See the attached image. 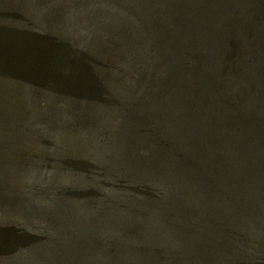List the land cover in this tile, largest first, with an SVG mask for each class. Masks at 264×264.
<instances>
[{
	"label": "rangeland",
	"instance_id": "obj_1",
	"mask_svg": "<svg viewBox=\"0 0 264 264\" xmlns=\"http://www.w3.org/2000/svg\"><path fill=\"white\" fill-rule=\"evenodd\" d=\"M131 11L0 0V264H264V5L181 55Z\"/></svg>",
	"mask_w": 264,
	"mask_h": 264
},
{
	"label": "trees",
	"instance_id": "obj_2",
	"mask_svg": "<svg viewBox=\"0 0 264 264\" xmlns=\"http://www.w3.org/2000/svg\"><path fill=\"white\" fill-rule=\"evenodd\" d=\"M105 1V5L110 8H117L118 10L124 9L127 11L134 10L133 13L139 14L146 20V23L142 24L140 20L139 24H142L141 33L145 34L147 38L155 35L154 30L160 28L164 35L169 39H173L174 42L180 46L179 54L181 55L185 47H194L198 52L207 51L210 30L209 27L224 17L221 9L225 8L226 0H101ZM243 9L247 10L248 20L254 15L257 8L264 5V0H241ZM132 12V11H131ZM130 17V16H129ZM163 17V18H162ZM162 22V24H160ZM127 31L119 32V34H125ZM223 31L214 36L219 42L223 39ZM179 48V47H178ZM5 57L12 55L6 48ZM33 51V49H32ZM30 52V51H28ZM179 55V57H180ZM24 59V57H23ZM29 62L31 66L36 64V60H33L31 56ZM40 67H42L41 57L37 60ZM178 68L182 69L183 64L181 60ZM83 75L76 76L75 86H69L71 91H75L78 94L84 92L89 98H92L94 93L97 92L96 84L91 86L83 85ZM204 83H200L203 86ZM203 89V88H202ZM84 90V91H83ZM259 103V104H258ZM257 104L262 105L264 110V101L255 100L250 103V106L246 110L257 109ZM251 107V108H250ZM262 115L264 119V113L257 112ZM258 131L264 134V123L259 121L257 123Z\"/></svg>",
	"mask_w": 264,
	"mask_h": 264
}]
</instances>
